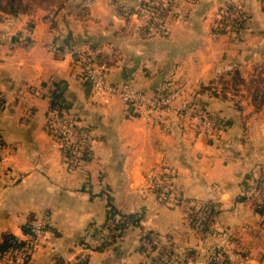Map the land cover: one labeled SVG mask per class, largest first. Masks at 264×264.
Masks as SVG:
<instances>
[{
    "label": "crops",
    "instance_id": "obj_1",
    "mask_svg": "<svg viewBox=\"0 0 264 264\" xmlns=\"http://www.w3.org/2000/svg\"><path fill=\"white\" fill-rule=\"evenodd\" d=\"M140 1L62 0L16 16L0 12V237L26 240L29 217L32 224L44 218L42 245L23 264L81 256L85 264H151V256L208 264L219 251L228 264H264V216L255 211L264 192V99H252L264 95V9L259 0H164L175 17L162 35L128 15ZM229 4L246 21L213 36ZM76 56L103 58L110 83L178 95L147 118L117 95L96 92ZM234 71L243 82H233ZM194 96L217 117L218 138L206 139L181 117ZM51 103L95 135L89 159L71 169L46 128ZM160 166L176 170L184 198L215 203L210 227L191 225L185 209L159 201L149 176ZM121 215L112 242L85 248L88 226ZM146 232L156 243L151 256L139 249Z\"/></svg>",
    "mask_w": 264,
    "mask_h": 264
},
{
    "label": "built area",
    "instance_id": "obj_2",
    "mask_svg": "<svg viewBox=\"0 0 264 264\" xmlns=\"http://www.w3.org/2000/svg\"><path fill=\"white\" fill-rule=\"evenodd\" d=\"M143 1H146L149 6H153L155 10L154 19L159 23H162L164 18L172 11L167 5V1ZM241 12L243 11L238 6H234L232 9H227V6L221 8L217 19L212 24V26L216 27V31H211L212 35L221 34L220 30L225 32L233 31L234 27L239 25L243 19H245V23L246 17L242 16ZM136 18L143 21L139 27L146 25L151 18L150 9L144 7ZM54 53L56 55L62 54L59 49H54ZM106 71L107 66L105 64L98 65L90 61L81 63L82 74L91 82L96 92L117 95L126 109H137L147 118L153 119L159 116L169 106L170 101L178 95V90L165 93L163 92V88L156 92L147 93L137 89L128 81L110 83L106 80ZM197 100L195 101L193 97L185 103V106L181 109V117L186 120L187 125L194 132L206 139L218 138L220 128L217 117L208 111L204 104ZM46 128L56 139L63 163L67 168L79 165L81 163V153L87 150L91 151L92 144L95 142V135L90 127L80 124L75 117L63 112L56 105H50L47 110ZM67 147L71 148L72 158L64 155V150ZM3 150L4 145L0 141V159L3 158ZM176 177L177 172L174 168L160 166L155 168L149 176L150 187L162 203L181 206L185 209L189 219L190 215L197 221L204 219V210L201 203L183 198L180 190L177 188ZM45 227L44 218L32 224L30 234L26 237L25 245L17 255L12 257V264H23L33 257L42 245ZM115 235L116 228L114 226H88L84 231L83 244L85 248L97 250L111 242ZM154 243V240L150 242L145 238H142L140 242L150 253H152L151 246ZM84 261L86 262V257L81 256L69 264H85ZM223 261V255L218 254L215 264H224ZM169 264H177V260Z\"/></svg>",
    "mask_w": 264,
    "mask_h": 264
},
{
    "label": "trees",
    "instance_id": "obj_3",
    "mask_svg": "<svg viewBox=\"0 0 264 264\" xmlns=\"http://www.w3.org/2000/svg\"><path fill=\"white\" fill-rule=\"evenodd\" d=\"M45 1L46 0H0V12L11 15V16H16L20 13H25V12L30 11L31 5L33 3L39 2V4H41L40 2L44 3ZM259 2L261 5V8L264 9V0H259ZM60 4H61V2L59 3V5ZM167 5L172 10V4L170 1H167ZM226 6H227V9H232L234 7V5H230V4L226 5ZM144 7L150 9L151 18L146 23V25H143L142 27L145 28L148 32H149L148 28H154L160 34L165 35L167 32V28H168L169 24L172 22V20L175 17L174 12L171 11L167 15V17L164 18L163 22L159 23L154 19L155 10H154L153 6H149L146 1L142 0L137 4L136 8H133L129 11L128 15L129 16L130 15L138 16L140 11ZM241 15L246 17L244 12H241ZM244 20L245 19H243L239 25L234 27L233 31L237 32L241 27H243ZM211 31H216V27H214V25L211 27ZM224 32L225 31L220 30V33H224ZM97 56H101V55H97ZM76 57H77V60L80 61V63H86V62L90 61V62H94L98 65H101V64H105V65L107 64L108 65V63L103 58H102V60H100L99 58L96 57V59H97L96 60L95 58H91L89 56H84V57L76 56ZM232 75H233V82H235V81L243 82L242 80L239 79L237 71H234L232 73ZM163 92L167 93V91H165L164 88H163ZM194 99H195V101L197 100L196 96H194ZM252 99H253L254 104H256L258 102L260 103L264 99V95H260L259 93H257V94H254L252 96ZM197 101H199L203 104L202 100L198 99ZM51 105H55V103H51ZM90 152L91 151L87 150V151H83L81 153V155H80L81 163H83L89 159ZM64 155H66L69 158H72L73 156L71 153V148H68V147L65 148ZM69 169H71V168H69ZM201 205H202V208L204 210V216H205L204 219L197 221L196 219H194L190 215V224L195 226V227H200L201 230H203V229L210 227V224L212 223V221H213L214 217L216 216V214L218 213V211L216 210V205L213 202L201 201ZM255 211L257 213H259L260 215L264 216V195H260L257 197V200L255 202ZM125 218H127L125 215H121L119 221H117V222H114V221L108 222L107 221L106 223H103L102 225L114 226V228H116L121 224L122 221H124ZM32 220L33 219L30 216L28 221L21 228L22 232L26 236H28L30 234V228L32 226V223H31ZM142 238H145L146 240H148L150 242L154 239L153 235L151 233H147V232L141 235L140 242H141ZM25 242H26V240H20L10 232L2 233L1 237H0V259H4L7 262V264H12L11 263L12 257L17 255L21 251V249L25 245ZM155 248H156V243L152 244V246H151L152 253L155 250ZM139 249L142 253H144L147 256H151V254H152L149 251H147L140 243H139ZM97 250H100V249H97ZM218 254L223 255L224 264H228V259L222 251H219L218 253H215L212 256H210L208 264H215L216 256ZM151 263L152 264H167V262H165L163 259L157 258L156 256H151ZM60 264H69V263H60Z\"/></svg>",
    "mask_w": 264,
    "mask_h": 264
},
{
    "label": "rangeland",
    "instance_id": "obj_4",
    "mask_svg": "<svg viewBox=\"0 0 264 264\" xmlns=\"http://www.w3.org/2000/svg\"><path fill=\"white\" fill-rule=\"evenodd\" d=\"M60 2H62V0H46L44 3H43V5L45 6H52V5H55V6H58L59 5V3ZM39 3V2H38ZM41 3V2H40ZM54 9H52V10H50L51 12L53 11ZM58 49V48H57ZM260 194H262V191L260 192ZM259 194V195H260ZM263 195H264V192H263ZM184 198V197H183ZM184 199H186V198H184ZM191 200H195V201H198V202H200L201 203V201H199V200H196V199H191ZM151 262V261H150Z\"/></svg>",
    "mask_w": 264,
    "mask_h": 264
}]
</instances>
